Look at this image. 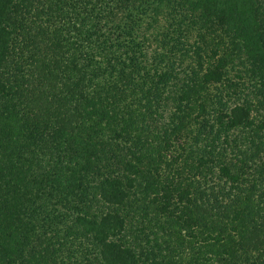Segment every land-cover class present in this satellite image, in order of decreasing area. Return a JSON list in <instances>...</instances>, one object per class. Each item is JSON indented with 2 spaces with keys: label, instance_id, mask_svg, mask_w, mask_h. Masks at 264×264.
Here are the masks:
<instances>
[{
  "label": "trees",
  "instance_id": "16d2710c",
  "mask_svg": "<svg viewBox=\"0 0 264 264\" xmlns=\"http://www.w3.org/2000/svg\"><path fill=\"white\" fill-rule=\"evenodd\" d=\"M0 264H264V0H0Z\"/></svg>",
  "mask_w": 264,
  "mask_h": 264
}]
</instances>
